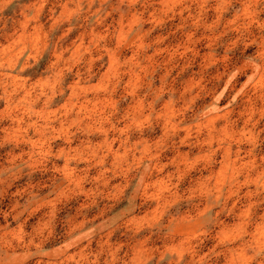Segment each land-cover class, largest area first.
I'll return each instance as SVG.
<instances>
[{
	"label": "rangeland",
	"instance_id": "rangeland-1",
	"mask_svg": "<svg viewBox=\"0 0 264 264\" xmlns=\"http://www.w3.org/2000/svg\"><path fill=\"white\" fill-rule=\"evenodd\" d=\"M0 264H264V0H0Z\"/></svg>",
	"mask_w": 264,
	"mask_h": 264
}]
</instances>
